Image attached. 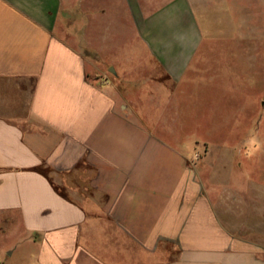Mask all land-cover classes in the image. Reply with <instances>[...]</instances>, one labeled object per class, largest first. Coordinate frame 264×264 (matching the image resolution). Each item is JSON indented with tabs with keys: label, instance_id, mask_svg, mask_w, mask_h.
<instances>
[{
	"label": "crops",
	"instance_id": "obj_1",
	"mask_svg": "<svg viewBox=\"0 0 264 264\" xmlns=\"http://www.w3.org/2000/svg\"><path fill=\"white\" fill-rule=\"evenodd\" d=\"M220 3L0 0V264H264L162 136Z\"/></svg>",
	"mask_w": 264,
	"mask_h": 264
},
{
	"label": "rangeland",
	"instance_id": "obj_2",
	"mask_svg": "<svg viewBox=\"0 0 264 264\" xmlns=\"http://www.w3.org/2000/svg\"><path fill=\"white\" fill-rule=\"evenodd\" d=\"M205 11L204 79L179 92L162 136L186 140L189 164L216 213L252 224L264 220V0H222L219 10ZM262 232L258 227V242ZM15 238L0 240V259Z\"/></svg>",
	"mask_w": 264,
	"mask_h": 264
}]
</instances>
